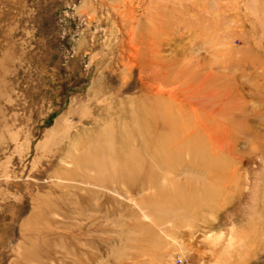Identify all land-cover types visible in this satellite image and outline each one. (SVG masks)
<instances>
[{
  "label": "rangeland",
  "instance_id": "obj_1",
  "mask_svg": "<svg viewBox=\"0 0 264 264\" xmlns=\"http://www.w3.org/2000/svg\"><path fill=\"white\" fill-rule=\"evenodd\" d=\"M0 264H264V0H0Z\"/></svg>",
  "mask_w": 264,
  "mask_h": 264
},
{
  "label": "bare ground",
  "instance_id": "obj_2",
  "mask_svg": "<svg viewBox=\"0 0 264 264\" xmlns=\"http://www.w3.org/2000/svg\"><path fill=\"white\" fill-rule=\"evenodd\" d=\"M161 116V115H160ZM160 118V117H159ZM176 119V118H175ZM179 120V119H178ZM177 122V121H176ZM186 122V121H185ZM178 123V122H177ZM184 123V122H183ZM182 126H183V124H182ZM184 127V126H183ZM182 129V128H181ZM152 136V135H151ZM149 137V136H148ZM156 156V155H155Z\"/></svg>",
  "mask_w": 264,
  "mask_h": 264
}]
</instances>
